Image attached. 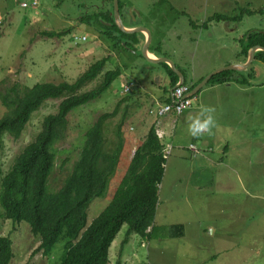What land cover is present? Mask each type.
<instances>
[{
    "label": "rangeland",
    "instance_id": "374dc122",
    "mask_svg": "<svg viewBox=\"0 0 264 264\" xmlns=\"http://www.w3.org/2000/svg\"><path fill=\"white\" fill-rule=\"evenodd\" d=\"M32 2L0 0V95L35 84H72L92 64L108 58L98 78L80 91L86 93L100 84L106 72L120 70L119 77L98 100L74 110L67 117L65 138L54 147V165L46 185L50 194L61 188L78 159L87 129L99 117L115 112L103 124V138L106 151L121 143L119 163L107 190L92 201L86 212L90 224L110 202L134 149L160 119L156 117L157 105L151 109L150 99H163L169 90V79L161 64L149 63L141 56L140 46L134 51L114 49L100 36L91 16L110 9L108 0H37L36 5ZM117 2L123 28L129 13L134 12L138 24L147 27L150 34L154 25L158 36L159 27L165 24L157 19L163 20L165 16L170 28L163 31H169V39L164 45L154 44V47L173 66L180 67L176 58H183L185 74L197 69L204 60V49L212 45L205 33L186 28V19L202 22L214 14L237 16L240 9L246 7L264 10V0ZM151 8L150 17L156 16L157 20L152 26L146 18ZM256 19L247 24L256 23ZM43 33L61 36L49 38ZM128 85L132 87L125 96L123 89ZM263 90L255 87L254 97L264 100ZM59 103V100L46 101L31 116L18 140L4 137L0 152L4 174L39 133L42 120L56 113ZM5 113L0 102V119ZM172 119L176 123L175 135L164 137L155 130L164 154L168 149L171 152L158 189L153 234L145 240L131 234L122 247L126 233V227L122 226L110 246L109 264H264V229L255 228H264V200L254 198H264V115L245 124L244 130L241 125L236 127L242 129L238 133L241 138L245 135L249 139V146H231L228 155L216 147L206 155L200 152L199 144L195 148L191 146L193 151L190 146L186 150L190 143L186 125L180 117ZM229 141L226 143L231 145ZM176 143H181L185 149L173 147ZM222 158L225 159L223 166L219 165ZM247 164L250 165L247 170L236 167ZM1 214L0 210V236L8 237L12 243L10 264H58L63 259L69 247L64 227L52 250L45 254L37 250L40 243L25 223L13 225ZM174 225L183 226L181 238L165 236V228Z\"/></svg>",
    "mask_w": 264,
    "mask_h": 264
},
{
    "label": "trees",
    "instance_id": "16d2710c",
    "mask_svg": "<svg viewBox=\"0 0 264 264\" xmlns=\"http://www.w3.org/2000/svg\"><path fill=\"white\" fill-rule=\"evenodd\" d=\"M161 1L166 3L167 0ZM108 2L110 9L94 13L91 21L100 30V36L109 41L114 49L134 51L139 46L140 38L143 39L142 35L120 32L113 20L112 0ZM245 16L262 18L264 10L246 7L240 9L237 16L214 14L207 18L202 28L222 22H240ZM43 35L49 38L61 36L53 33ZM240 43L239 54L246 58L250 49L264 48V34L260 31L248 32ZM148 52L159 55L152 45ZM108 60L104 58L95 62L72 84H35L21 91L13 89L0 95V102L6 109L0 119V152L4 137L18 140L31 116L46 101H60L56 113L42 120L39 133L17 155L7 173H3L0 162V210L3 219L13 225L25 223L31 235L40 243L37 250L45 254L52 250L64 227L69 247L58 264H109L110 246L122 226L126 227L122 247L131 234L145 240L152 236L154 230L158 189L166 160L163 159V147L153 126L134 149L108 205L90 224L86 220L90 204L107 190L119 163L121 143L106 151L103 138V124L115 112L99 117L87 129L78 159L63 185L54 194L46 191L55 160L54 147L65 138L67 117L74 110L98 100L120 75L119 69L106 72L95 89L80 93L98 78ZM254 60L264 64V52H255ZM161 66L169 79V88H173L178 83V77L166 64ZM179 73L185 79L186 76ZM201 81L188 87L189 90L192 91ZM229 82L245 85L247 81L239 72L224 71L211 77L206 85ZM169 102L167 99L164 104ZM165 229L168 238H181L183 235L182 225ZM12 257L11 241L8 237L0 236V264H10Z\"/></svg>",
    "mask_w": 264,
    "mask_h": 264
},
{
    "label": "crops",
    "instance_id": "0c3cea01",
    "mask_svg": "<svg viewBox=\"0 0 264 264\" xmlns=\"http://www.w3.org/2000/svg\"><path fill=\"white\" fill-rule=\"evenodd\" d=\"M151 11L152 8L148 9V13L146 15V18H148V23H150L151 25V23H154L153 21L158 20L163 22L165 26L162 25L161 27H159V35L157 36L154 25H151L153 31H151L152 36L150 34L151 42L149 44V47L151 45L154 46V44H156V46H161L167 42L170 36L169 31L164 32L163 29H168L170 28V26L168 25V22H165V16L163 20L160 18L156 20V16L150 17V14L152 13ZM257 17L258 19H256L255 16H245L244 18L247 19L243 20V18L240 22H222L210 24L205 29L202 28V25L206 22L207 19L202 22L186 19L185 27L190 30H196L201 34L205 33L208 42L212 43V45L204 49V60L199 63L197 69L192 70L191 74L184 73L185 69L183 65V58H176L180 67H178L177 65H175L174 67H176L178 72H182L184 75L188 76L185 77V79L182 76L183 85L191 87L193 84H195L199 80H203L205 77L215 71L227 67H238L245 65L248 61V54L246 58L239 54L241 48L240 41L248 32L260 31L264 34V19L260 16ZM128 19L129 20L127 21V24L124 25L125 30H131L137 27H141L138 24V20L134 12L129 13ZM251 19H256V23H249ZM247 21H249L248 24ZM144 28L148 30L147 27ZM137 34H141L143 37V39L140 38L139 43V46L142 48L147 36L144 38L143 35L145 33ZM207 45L209 44L207 43ZM155 49L157 50L156 47ZM147 55H149L148 58L152 60L165 58L156 53L151 54L148 52ZM238 72L242 74V77L244 79H246L247 82L245 85H239L234 82L220 85H205L202 89H200L196 94L192 96L190 108L179 117L182 119L185 125H187L188 117L195 116L202 107H211L214 110L213 115L215 118V127H213L209 133H204L195 137L190 136V143L186 146V150L189 146H196V144H199L200 148L202 149L200 152H204L206 153V155L207 151L213 149L214 147H216L217 149H221L222 154L228 155L229 153H231V146H249V139L245 135L241 138V135H239L238 133L241 132L242 129L236 127L241 125L244 130V128L246 127L245 124L254 121L255 117L264 115V100H258L254 97L255 87H259V90L264 89V64L253 60L244 71ZM186 81L188 84H185ZM168 89L169 90L167 93H165L163 99H150L151 109H153L156 105L164 104L167 99H169L170 92L173 88H169L168 86ZM192 92L193 90L190 91V95ZM141 101L147 103L146 99H142ZM171 117L173 118L175 116L167 115L164 118L156 120V122L152 124L155 130H158V132L164 134V137H166L167 135L170 136L172 134L175 135L174 130L176 123L175 120H173ZM235 139L239 141L235 142ZM227 141L231 142V145L226 143ZM173 147H175L176 149H185V146H182L181 143H176V145H174ZM203 159L210 160V158ZM224 160V158L220 159L221 163L219 165H225ZM236 167L238 170H247L249 169L250 165L247 164ZM262 167L264 168V166ZM229 170H232V168L230 167ZM254 198L256 201L264 200V198L261 199L260 197ZM255 228L257 230L264 229L261 226H257ZM262 233L264 234V232Z\"/></svg>",
    "mask_w": 264,
    "mask_h": 264
},
{
    "label": "water",
    "instance_id": "95a60500",
    "mask_svg": "<svg viewBox=\"0 0 264 264\" xmlns=\"http://www.w3.org/2000/svg\"><path fill=\"white\" fill-rule=\"evenodd\" d=\"M112 15L114 17V22H115V25L117 26L118 30L124 34H128V35H131V34H137V33H145L147 38H146V41L144 43V45L142 46L141 48V56L149 63H152V64H166L175 74L176 76L178 77V83L176 84V86H174L173 88L177 87V86H181L183 85V79H182V75L176 70V68L173 66V64L166 58H159V59H156V60H152L150 58H148V47H149V44L151 42V36H150V33L148 30H146L145 28L143 27H137V28H134V29H131V30H125L123 27H122V23L120 21V18H119V14H118V2L117 0H112ZM257 51H261V52H264V48H258V47H254L252 49H250L248 51V61L245 65L243 66H238V67H227V68H224V69H221V70H218V71H215L213 72L212 74L208 75L207 77H205L194 89H193V92L191 93V96H193L194 94H196L200 89H202L206 84L207 82L210 80L211 77H213L214 75L218 74V73H221V72H224V71H234V72H238V71H244L247 66L254 60V53L257 52Z\"/></svg>",
    "mask_w": 264,
    "mask_h": 264
},
{
    "label": "built area",
    "instance_id": "2783aa9c",
    "mask_svg": "<svg viewBox=\"0 0 264 264\" xmlns=\"http://www.w3.org/2000/svg\"><path fill=\"white\" fill-rule=\"evenodd\" d=\"M37 0H33L32 4L36 5ZM23 7L25 5H22ZM81 41H84V38H82ZM132 85L125 86L123 89V93H127L130 91V88ZM191 99L192 96L190 95V90L187 86L181 85L173 88V90L170 92L169 96V103L163 104V105H157L156 106V117L163 118L167 115H173L175 117L181 116L186 110L190 108L191 105ZM194 147V146H193ZM191 146L189 147V149ZM195 148V147H194ZM195 149H190V151H193ZM170 149H168L165 154L163 152V159L167 160V156L169 154ZM171 152V151H170Z\"/></svg>",
    "mask_w": 264,
    "mask_h": 264
},
{
    "label": "clouds",
    "instance_id": "9594fccd",
    "mask_svg": "<svg viewBox=\"0 0 264 264\" xmlns=\"http://www.w3.org/2000/svg\"><path fill=\"white\" fill-rule=\"evenodd\" d=\"M211 107H202L195 116L188 117L186 125L187 132L190 136H198L209 133L215 127V118Z\"/></svg>",
    "mask_w": 264,
    "mask_h": 264
},
{
    "label": "flooded vegetation",
    "instance_id": "af4514ba",
    "mask_svg": "<svg viewBox=\"0 0 264 264\" xmlns=\"http://www.w3.org/2000/svg\"><path fill=\"white\" fill-rule=\"evenodd\" d=\"M101 8V7H100ZM97 29V28H96ZM98 32H100V30L98 31Z\"/></svg>",
    "mask_w": 264,
    "mask_h": 264
},
{
    "label": "bare ground",
    "instance_id": "6f19581e",
    "mask_svg": "<svg viewBox=\"0 0 264 264\" xmlns=\"http://www.w3.org/2000/svg\"><path fill=\"white\" fill-rule=\"evenodd\" d=\"M149 56V55H148Z\"/></svg>",
    "mask_w": 264,
    "mask_h": 264
}]
</instances>
